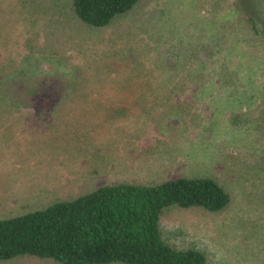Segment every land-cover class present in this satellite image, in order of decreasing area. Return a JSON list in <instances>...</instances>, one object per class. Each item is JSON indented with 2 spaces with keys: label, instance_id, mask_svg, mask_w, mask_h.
Instances as JSON below:
<instances>
[{
  "label": "rangeland",
  "instance_id": "1",
  "mask_svg": "<svg viewBox=\"0 0 264 264\" xmlns=\"http://www.w3.org/2000/svg\"><path fill=\"white\" fill-rule=\"evenodd\" d=\"M237 1L141 0L90 27L71 0H0V63L9 58L10 71L0 117L20 116L17 104L24 113L0 124V218L118 181L211 177L232 195L229 206L171 208L165 240L203 251L208 264H264V199H246L242 175L264 159V126L248 123L264 107V56L234 42ZM89 78L98 98L88 103ZM160 82L167 94H153L142 105L153 111L140 112L130 92ZM69 91L76 101L59 106L70 113L52 118L54 100L72 99ZM112 105L121 113L108 112ZM0 264L57 263L21 255Z\"/></svg>",
  "mask_w": 264,
  "mask_h": 264
},
{
  "label": "trees",
  "instance_id": "2",
  "mask_svg": "<svg viewBox=\"0 0 264 264\" xmlns=\"http://www.w3.org/2000/svg\"><path fill=\"white\" fill-rule=\"evenodd\" d=\"M139 1L71 0L70 7L76 19L84 25L104 27L117 16L133 10ZM237 9L241 10L243 17L236 25L234 42L241 43L245 55L252 51V56H264V0H238ZM8 60L0 63V84L6 79L5 75L9 76ZM126 80L125 85L136 87L133 77L126 75ZM96 82L89 78V93H84V98H89L88 103L98 98L93 95ZM157 86H144L146 90L130 92L139 95L137 101L140 105L136 106L140 107V112L148 114L153 111L149 106H142L143 101L157 98L153 94H167V85L160 82ZM29 92L31 94L34 90ZM74 92L67 94L68 98L70 94V100H60L61 96L56 95L58 98L54 101L58 104L50 111L52 118L55 113L58 119L70 113L67 106L61 108L59 104L76 101ZM16 106L20 116L11 117L22 119L24 113L18 104ZM113 110L120 112L114 105L107 109L108 112ZM249 122L264 126V107L258 118L249 119ZM243 170L246 199H251L250 194L264 199V159L257 162L251 176L250 170ZM231 200L232 195L219 181L204 176H175L158 182L118 181L102 185L43 209L0 218V261L29 255L57 264H208L203 251L178 249L165 240L161 229L163 216L174 207L218 213L224 211Z\"/></svg>",
  "mask_w": 264,
  "mask_h": 264
},
{
  "label": "crops",
  "instance_id": "3",
  "mask_svg": "<svg viewBox=\"0 0 264 264\" xmlns=\"http://www.w3.org/2000/svg\"><path fill=\"white\" fill-rule=\"evenodd\" d=\"M15 121H23L22 119H20V118H15V117H0V124H4V125H7V124H11V123H13V122H15ZM4 131H8V130H6V129H3ZM15 131H14V133L15 132H17V131H19L20 129H14ZM2 132V130L0 129V133ZM13 133V134H14ZM1 135V134H0Z\"/></svg>",
  "mask_w": 264,
  "mask_h": 264
}]
</instances>
